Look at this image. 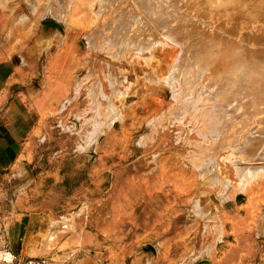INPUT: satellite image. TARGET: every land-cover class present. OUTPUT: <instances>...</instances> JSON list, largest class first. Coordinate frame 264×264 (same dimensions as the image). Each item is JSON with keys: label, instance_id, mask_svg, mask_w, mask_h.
<instances>
[{"label": "rangeland", "instance_id": "1", "mask_svg": "<svg viewBox=\"0 0 264 264\" xmlns=\"http://www.w3.org/2000/svg\"><path fill=\"white\" fill-rule=\"evenodd\" d=\"M140 1L0 0L39 112L18 188L104 264H211L264 221V0H167L165 29Z\"/></svg>", "mask_w": 264, "mask_h": 264}, {"label": "crops", "instance_id": "2", "mask_svg": "<svg viewBox=\"0 0 264 264\" xmlns=\"http://www.w3.org/2000/svg\"><path fill=\"white\" fill-rule=\"evenodd\" d=\"M26 69L20 52H14V46L3 36L0 39V249L11 252L19 264L35 258H44L52 264H104L88 254L87 248L93 245L94 237L80 227L72 214L57 215L39 206L35 208L31 197L18 188L35 126L31 120L39 115L30 108L29 100L34 97L30 91L18 90L23 86ZM249 221H239L237 231L239 228L247 231ZM260 222L253 225L252 235L231 237L230 245L210 260L211 264H264V236L261 239L256 233V226L264 233V221Z\"/></svg>", "mask_w": 264, "mask_h": 264}, {"label": "bare ground", "instance_id": "3", "mask_svg": "<svg viewBox=\"0 0 264 264\" xmlns=\"http://www.w3.org/2000/svg\"><path fill=\"white\" fill-rule=\"evenodd\" d=\"M105 1V0H104ZM113 1H117V0H113ZM119 1V0H118ZM132 1V0H131ZM143 1H144V3L146 2V4H143V8H144V11H145V13L147 14V16L149 15V18H151V17H153V21L155 22V24L158 26H160V27H162V29H165V28H168L167 27V21H169L168 19H169V16H171V15H169V16H166L167 15V12H166V10L170 7H168V1L166 0V1H164V4H162L161 2L162 1H159L160 2V4L159 3H156L155 2V5H152V2H154V0L153 1H151V0H142V2H141V4L143 3ZM170 1V0H169ZM71 2V1H70ZM125 2H126V0H125ZM139 3V2H138ZM137 3V4H138ZM102 4V3H101ZM116 4V3H115ZM140 4V3H139ZM170 5V4H169ZM114 6V5H113ZM123 6V5H122ZM69 7V6H68ZM116 7H118V6H116ZM120 7H121V5H120ZM166 7H168L167 9H166ZM70 8V7H69ZM128 9L129 8H127V6H125L124 7V10H122V11H125V12H129L130 13V11H128ZM110 10V9H109ZM115 10H116V8H115ZM119 10V9H118ZM130 10V9H129ZM121 11V10H120ZM170 12H171V10H169ZM132 12V11H131ZM139 12V11H138ZM137 12V13H138ZM165 12H166V14H165ZM170 12H169V14H170ZM61 13V12H60ZM129 13H127V14H129ZM133 13V12H132ZM125 14V13H124ZM133 14H131V16H132ZM146 16V17H147ZM151 16V17H150ZM132 17H134V15L132 16ZM167 17H168V19H167ZM118 18V17H117ZM148 18V19H149ZM139 19V18H138ZM114 20V19H113ZM116 20V19H115ZM118 20H120L119 18H118ZM153 22V23H154ZM126 23V22H125ZM124 23V24H125ZM127 23H129V22H127ZM134 23V22H133ZM121 24V23H120ZM124 24H123V26H124ZM129 25V24H128ZM145 25V24H144ZM118 26H119V24H118ZM120 26H122V25H120ZM165 26V27H164ZM169 26H170V24H169ZM128 27V26H127ZM119 28V27H118ZM172 30V29H171ZM170 31V30H169ZM168 32V31H167ZM122 33H123V31H122ZM197 34H199V33H197ZM118 35V34H117ZM127 35V34H126ZM187 35V34H186ZM192 36V35H191ZM200 36V35H199ZM187 37V36H186ZM185 37V38H186ZM189 37V36H188ZM198 37V36H197ZM196 37V39H198ZM202 37V36H201ZM122 38V40L124 41V40H127V39H123V36L121 37ZM190 39V38H189ZM217 39H218V37H217ZM191 40V39H190ZM189 40V41H190ZM122 41V42H123ZM188 41V42H189ZM192 41H194V38H193V40ZM211 41V40H210ZM217 41V40H216ZM222 41V40H221ZM125 42V41H124ZM150 42V41H149ZM184 42V41H183ZM191 42V41H190ZM215 42V41H214ZM214 42H212L211 44H210V42H208L207 41V44H205V43H203V45H201V48H203L204 50H210V52L208 51V53H202L201 52V54L200 55H206V56H211V55H213L214 56V58L216 57L215 55H224L225 53L224 52H221L222 51V49L220 50V49H217V48H220L221 46H219V44H218V42H216L215 44L217 45H213V43ZM192 43V42H191ZM222 43H224V42H222ZM228 43H231V42H228ZM120 44V43H119ZM131 44V43H130ZM188 44V43H187ZM221 44V43H220ZM225 44H226V41H225ZM123 45V44H122ZM132 45V44H131ZM227 45V44H226ZM231 45V44H230ZM125 46H126V44H125ZM223 47H226L225 45H222ZM228 46H229V44H228ZM227 46V47H228ZM232 46V45H231ZM236 46V45H235ZM234 45L232 46L233 48L235 47ZM222 47V48H223ZM230 47V46H229ZM231 48V47H230ZM233 48H231V51H232V49ZM238 48V47H237ZM240 48H243L242 50H244V51H246L247 52V50L246 49H244V47L243 46H240ZM133 49V48H132ZM225 50L227 49V48H224ZM228 50H230V49H228ZM235 50V51H234ZM241 50V51H242ZM112 51V50H111ZM239 51H240V49H238V52L236 51V48H234L233 49V52L232 53H234V54H236L237 55V53L239 54ZM249 51V50H248ZM198 52V51H197ZM204 52V51H203ZM229 52V51H228ZM236 52V53H235ZM120 53V52H119ZM200 53V52H199ZM230 53V52H229ZM211 54V55H210ZM248 54V53H247ZM247 54H245V55H247ZM205 56V57H206ZM213 56H212V58H213ZM240 56V55H239ZM239 56H238V58H239ZM248 57V56H247ZM208 57H206V59H207ZM220 58V56H218V59ZM225 58V57H224ZM244 58H245V56H244ZM243 58V59H244ZM250 58V57H249ZM209 59V58H208ZM227 59V58H226ZM226 59H225V61H226ZM241 59H242V57H241ZM216 60H217V58H216ZM220 60H222V59H220ZM227 60H229V59H227ZM210 61H211V57H210ZM213 61V60H212ZM225 61H223L222 60V62H225ZM244 61V60H243ZM228 62H233L234 63V65L232 66V67H234L235 66V64L238 62V60H237V62L236 61H228ZM249 62V61H248ZM232 63V64H233ZM224 64V63H223ZM226 64V63H225ZM229 64H231V63H228V66H229ZM248 64V63H247ZM227 65V64H226ZM236 65H239V62L236 64ZM245 65H246V63H245ZM250 65H251V63H250ZM176 66V65H175ZM227 67V66H226ZM229 67H231V66H229ZM243 67V66H242ZM246 67V66H245ZM239 68V67H238ZM225 69V68H224ZM233 69V68H232ZM227 70V69H226ZM226 70H225V72H226ZM228 70H230V69H228ZM227 70V71H228ZM234 70H235V67H234ZM236 70H237V68H236ZM236 70H235V72H236ZM243 71H245V69L244 70H242V78H244V77H246L248 74H246V76H244V72ZM229 72V71H228ZM234 72V73H235ZM224 73V72H223ZM234 73H232V75L234 74ZM245 73H246V71H245ZM228 74H230L231 75V73L229 72ZM237 75L239 74H241V73H236ZM235 75V74H234ZM237 75H235L234 77H238ZM244 76V77H243ZM224 77V76H223ZM227 77V76H226ZM249 77V76H248ZM250 78V77H249ZM252 78H253V76H252ZM227 79V78H226ZM235 79V78H234ZM246 79H248V78H246ZM230 80V79H229ZM236 80V79H235ZM238 80V79H237ZM245 79H243V81H244ZM251 80H256V81H258L257 79H251L250 78V81ZM201 81V80H200ZM249 81V82H250ZM249 82H247V80H245V82H243L242 84V89H244V88H247V83H249ZM252 82V81H251ZM263 82V81H262ZM238 84V83H237ZM233 85V84H232ZM241 85V84H240ZM199 86V85H198ZM186 87V86H185ZM240 87V86H239ZM237 89V88H236ZM14 259V256H13V254L11 253V252H9L8 250H5V249H0V263H3V264H5V263H10L12 260ZM33 260H30V261H28V262H26V264H29L30 262H32Z\"/></svg>", "mask_w": 264, "mask_h": 264}, {"label": "built area", "instance_id": "4", "mask_svg": "<svg viewBox=\"0 0 264 264\" xmlns=\"http://www.w3.org/2000/svg\"><path fill=\"white\" fill-rule=\"evenodd\" d=\"M28 261V260H27ZM26 261V262H27ZM26 262H24L23 264H25ZM29 264H45V261L43 260H36L34 259L32 262H30Z\"/></svg>", "mask_w": 264, "mask_h": 264}, {"label": "water", "instance_id": "5", "mask_svg": "<svg viewBox=\"0 0 264 264\" xmlns=\"http://www.w3.org/2000/svg\"><path fill=\"white\" fill-rule=\"evenodd\" d=\"M51 24L54 25V26H56V27H60V25L57 24V23H51Z\"/></svg>", "mask_w": 264, "mask_h": 264}]
</instances>
